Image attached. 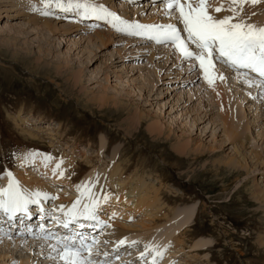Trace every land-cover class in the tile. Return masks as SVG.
I'll return each instance as SVG.
<instances>
[{
    "label": "rangeland",
    "instance_id": "374dc122",
    "mask_svg": "<svg viewBox=\"0 0 264 264\" xmlns=\"http://www.w3.org/2000/svg\"><path fill=\"white\" fill-rule=\"evenodd\" d=\"M222 1L229 4L211 0L209 11ZM160 4L102 2L129 22L182 28L178 14L165 16ZM53 9L57 12L43 16L39 2L0 0V186L8 185L9 173L17 174L44 187L38 191L42 197L72 200V190L92 172L108 179L101 184L105 195L123 191L132 207L147 195L154 210L142 206V213L117 219L132 237L127 241L138 243L102 264L134 257L133 263L141 264L152 259L149 253L137 260L146 244L158 249L165 240L157 264H264V98L258 90L252 92L241 79L235 89L217 80L209 87L199 71H189L196 62L175 60L169 46L151 48L141 37L118 33L92 16ZM36 13L39 22L33 24ZM241 18L264 27V3ZM97 34L107 38L104 46ZM231 126L240 134L234 141ZM35 150L53 157L51 167L63 161L61 183L35 162L22 161ZM232 161L241 167H229ZM41 200L56 213V204ZM105 204L98 215L108 224L100 215L110 218ZM192 210L190 226L177 231ZM8 240L15 239L0 237V264H63L49 258L55 255L52 246L15 248ZM109 242L99 241L101 254H111ZM198 244L206 249L195 251Z\"/></svg>",
    "mask_w": 264,
    "mask_h": 264
},
{
    "label": "snow or ice",
    "instance_id": "6c2138e0",
    "mask_svg": "<svg viewBox=\"0 0 264 264\" xmlns=\"http://www.w3.org/2000/svg\"><path fill=\"white\" fill-rule=\"evenodd\" d=\"M43 16L53 15L49 9L55 7L63 13L75 12L77 15L92 16L98 20L109 23L118 33L130 36L143 37L157 45H170L174 53H178L182 61H195L190 72L199 71L203 74V79L209 87L214 88L215 81H224L226 77L215 73L216 63L219 62L227 66L242 79V82L249 88H255L259 92L260 98H264V27H257L242 19L244 6H256L264 3V0H229V7L224 8L223 3L212 9L219 13L230 11L232 15L217 18L210 14L212 8L211 0H160L164 6V15L172 18L175 13L182 28L175 23L144 25L138 22H129L122 19L116 13L109 11L103 5H97L94 0H40ZM31 10L36 11L35 5H30ZM186 34L183 35V34ZM194 46V49H193ZM198 64V68H197ZM38 154H32V157ZM45 166L53 159L51 155L45 154L42 157ZM63 161H60L53 168L52 174L57 178H63ZM7 189L0 190V211L15 219L17 213L27 215L30 204H40L41 198L54 199L46 194L36 192L25 195L19 188L17 182L11 179ZM99 182V177L95 181H89L84 185L77 186V191L81 197L87 196L88 203H83L82 199H77L67 211L61 207L60 211L67 218L59 221L63 228L69 229L70 225L83 230L88 228H98L103 230L111 227L100 219L98 213L102 211L101 204L107 203L110 197L104 195L98 197L92 191ZM43 211V209H41ZM86 221L87 224L81 222ZM71 234L62 238H56V244L52 245V252L55 255L49 258L62 261L63 264H98L92 258L93 248L98 243L95 237L90 242L89 237L83 231L71 229ZM43 239H52L51 236ZM138 243H129L122 239L117 244V249L127 245L133 247ZM146 251L141 253V259L152 253L151 264H157L163 258L164 252L151 246H145ZM85 253L87 255H85ZM107 255V254H105ZM119 258L118 256L116 257ZM104 264H111L105 260Z\"/></svg>",
    "mask_w": 264,
    "mask_h": 264
},
{
    "label": "bare ground",
    "instance_id": "6f19581e",
    "mask_svg": "<svg viewBox=\"0 0 264 264\" xmlns=\"http://www.w3.org/2000/svg\"><path fill=\"white\" fill-rule=\"evenodd\" d=\"M32 1H34V2H39L40 3V0H30V2H32ZM106 1L107 0H94V2L97 4V5H102V2H105L106 3ZM109 1V0H108ZM221 3H223V5H224V7H226V8H228L229 7V4H227V3H225V2H220V4ZM219 4V3H218ZM37 5H39V4H37ZM42 5V4H41ZM259 5V4H258ZM36 6V5H35ZM219 6V5H218ZM15 7H16V5H15ZM41 7V6H40ZM249 7V8H248ZM55 8V7H54ZM163 9H164V6L162 7ZM253 8H256V6H254V7H252V6H245V8H244V11H243V14L242 15H247L248 14V12H251V9H253ZM56 9V8H55ZM162 9V10H163ZM49 10H53V13H56L57 11L56 10H54L53 9V7L52 8H50ZM212 11V10H211ZM162 12V11H161ZM217 13V12H216ZM215 13V11H212V12H210V14H212V15H214V16H216L217 18H223V17H225V16H230L231 14H228L226 11L224 12V11H221L220 12V15H218L219 13H217L216 14ZM37 14V13H36ZM64 15H68L69 13H63ZM176 14H178V13H176ZM38 15L39 14H37V15H34V17L32 16V19H30V21L29 22H31V23H33V24H36V23H38L39 21H38V19L35 17V16H37L38 17ZM77 15V14H76ZM179 15V14H178ZM72 16V15H71ZM80 16V15H79ZM176 16V15H175ZM80 17H84V16H80ZM174 17V16H173ZM92 19H96V18H93L92 17ZM96 21L97 22H99L100 24H103L105 27H107V28H109V29H112V26H110V24L108 25H106V24H104L105 23V21L104 20H98V19H96ZM42 22V21H41ZM107 23V22H106ZM149 23V22H148ZM141 24V23H140ZM148 25V24H147ZM257 27H259L260 25L258 24L257 25V23L255 24ZM43 27H47V28H49V23L48 22H44V24L42 25ZM105 36L104 35H101V34H97L96 35V37H95V40L97 41H99L100 42V45L101 46H104L105 45V43H104V41H103V38H104ZM109 37V36H108ZM110 38V37H109ZM104 39H106V41H107V38H104ZM139 42V41H138ZM141 43V42H140ZM166 46H169L168 47V49L167 50H169V51H172L173 50V48L170 46V45H165V47ZM194 47V46H193ZM152 48V47H151ZM167 48V47H166ZM194 49V48H193ZM150 51H153L152 53H155V51L154 50H150ZM167 53V52H166ZM172 53V52H171ZM154 55V54H153ZM171 55V54H170ZM174 55V57H176V59L175 60H178V61H180V56H179V54L178 53H174L173 54ZM159 55H157V56H152V57H158ZM161 56V55H160ZM166 56V55H165ZM168 55H167V59H168ZM165 58V57H164ZM171 58V57H170ZM150 59H152V58H150ZM193 63V62H192ZM216 65H221L222 67H219V71H220V75L221 74H223L225 77H226V79L224 80V81H220V80H217V81H220L223 85L222 86H228V88L231 90V89H235L236 87H238L236 84L238 83L237 82V80L239 81V82H241V78L240 77H238L236 74H230L229 73V71H228V69H227V67L225 66V65H223V64H220L219 62H217L216 63ZM198 66V65H197ZM201 73V72H200ZM233 76V78L235 79V80H228L227 79V76ZM219 76V75H218ZM200 77H202L203 78V74L201 73L200 74ZM197 78V77H196ZM241 79V80H240ZM242 84H244L243 82H242ZM244 86V85H243ZM246 86V85H245ZM247 88H248V86H246ZM220 85L218 86V90H220ZM251 89H253V90H251L252 92L254 91V93H255V88H251ZM221 90H223V89H221ZM220 90V91H221ZM237 90V89H236ZM248 94V93H247ZM250 96V95H249ZM248 96H246V98H247ZM229 134H230V137H231V139H233V141L234 140H236L237 138H239V132H238V129L236 128V126H231L230 127V129H229ZM30 137L32 136L31 134L29 135ZM239 141V140H238ZM104 148V141H100V150H102ZM38 154V152H36V150L35 151H32V152H30L29 154H27V156L26 155H24L23 157H22V161L25 163V164H28V161H30V162H35L36 163V167L38 168V169H42L43 171H46L47 172V174H49V176L51 177V179L52 180H54L53 182H55V183H61V181H62V179H64V177L63 178H57V177H55V176H53V174H52V171H53V168L54 167H51L49 164L47 165V166H45V164H44V162H43V159H42V156H40V155H36L35 156V158H33L32 157V154ZM255 158H256V160L258 161V158H257V155H255ZM229 167H231V168H240L241 167V165L238 163V162H235V161H232V162H229ZM61 167H62V165H61ZM65 168H67V165H63V169H65ZM96 177H99L97 174L96 175H92V172H90V173H87L84 177H83V179H82V183H80V185H84L85 183H87V182H89V181H95V179H96ZM108 178V177H107ZM10 178H5L4 179V181H9L8 182V185H4V186H0L1 188H3V189H7L8 187H9V183H10V180H9ZM11 179L12 180H14L15 182H17L18 183V185H19V188H20V190L25 194V195H30V194H34V193H36V192H38L39 190H42L43 188H42V186L41 185H38L36 182L34 183L33 181H31V180H29L27 177H23V176H19V175H15V176H12L11 177ZM107 180L108 179H103L102 177H99V182L96 184V187L95 188H93L92 189V191L94 192V193H96V195L98 196V197H100V198H102L104 195H105V193H103V191H101V189H102V186H101V184L102 183H107ZM69 185V184H68ZM3 189H1V190H3ZM72 191H74L73 193L71 192V195L73 196V198L74 199H72V200H64L62 197H58L57 195H52V194H49V196L50 197H54V199H50V203H51V205H53L52 203H54V204H56L57 205V208H56V213L55 214H53V213H48V210L49 209H51V208H47V206L49 205H47L46 203V201H45V203L44 202H42V200L40 201V204L39 205H36V204H31V205H33V206H28L29 208L30 207H33V208H36V209H33L32 211H37V219L38 220H40V219H43V220H54L55 222H58V220L60 221L61 219L64 221V220H66L67 218L64 216V214L60 211V209H61V207H63V209L65 210V211H67L69 208H71L72 207V205L75 203V201L77 200V198L78 199H82V201H83V203H88V199H87V196H84V197H81V194H78V192H77V186L72 190ZM41 192V191H40ZM43 192H45V190H43ZM46 193V192H45ZM63 193H66L65 191L63 192ZM122 193H123V191H117V193L115 194V195H113V196H110L109 194H107L109 197H110V199L112 200L111 201V204H105V203H102L101 204V206L103 205V204H105L106 206H107V208L105 209V210H108L109 212H110V215H109V217L110 218H108V215H106V214H100V215H103V216H105L106 217V219L107 220H110V222H108V224H110L111 225V227L109 228V227H107L106 229H104V230H99L98 228H94V231H91L92 230V228H87V230H90V233H91V235L92 236H94V234H95V236H98L99 238H98V240L100 241H111V242H109L110 244H109V248L107 249V252L109 251V252H111V254H107L108 255V259H110V258H112L113 256H114V253L116 254H119V253H121L123 250H125V248H127L128 246L127 245H125V246H121V247H119V249H117V244H118V242L120 241V240H122V239H126V240H129L130 238H132V237H129V236H127V234H129V232H127L126 230H125V228H123L122 226H120L119 225V221L117 220L119 217V215H121V216H131V215H133V214H135V213H142L143 212V208H142V206H145V208H149V209H151V210H154V205L152 204V203H149V204H147V201L148 202H150V199H149V197L147 196V195H144V196H141L142 198L141 199H137L136 201V204H135V206H131V203H129V201H127V200H125L124 199V196L122 195ZM132 193V192H131ZM130 193V194H131ZM125 194V193H124ZM263 194V193H262ZM48 196V195H47ZM75 196H76V198H75ZM152 201H154L153 199H152ZM44 204H45V206H44ZM53 207V206H52ZM54 208V207H53ZM103 208V207H102ZM41 209H43V211H41ZM47 210V211H46ZM54 211V212H55ZM154 212V211H153ZM58 213V214H57ZM99 213H101V212H99ZM61 216V217H58V216ZM194 215H195V211L194 210H192L189 214H187L183 219H182V221L181 222H179V224H178V226H176L175 228L177 229V231L179 230V229H185L186 227H189L190 226V224L192 223V220H193V218H194ZM152 217H155L154 215H151ZM151 217V218H152ZM56 218H58V220L56 219ZM101 218V217H100ZM117 220V221H116ZM104 221V220H103ZM105 222V221H104ZM85 223L87 224L88 222H86L85 221ZM105 223H107V222H105ZM56 224H52L51 226H55ZM104 231V232H103ZM176 231V232H177ZM58 233H60L59 232V230L57 231ZM174 234V233H173ZM171 235V234H170ZM11 239V238H10ZM12 239H14V238H12ZM2 240V239H1ZM97 240V241H98ZM155 240H156V238H155ZM10 241V244L9 245H12V246H14L15 248H16V246L17 245H28V249H34L33 247H35V246H40V245H47V246H52V245H55V243H54V241H52V242H50L49 244H45V242H43V241H40V240H34V241H31V240H29V241H25V242H18V240H14V241H11V240H8V242ZM99 241H98V243L96 244V247L94 248L95 250H97L98 251V248H99ZM117 242V243H116ZM130 242H131V240H130ZM129 242V243H130ZM179 241H177V240H175V241H173L172 242V244L170 245V246H172V245H174L175 243L177 244ZM37 243V244H36ZM167 243V241L165 240L164 241V243H162V245H160L159 247H158V250H161L162 248H163V246L165 247V245H167L166 244ZM202 243V242H201ZM169 244V243H168ZM7 245V244H6ZM147 245V244H146ZM202 247V245L201 244H198V245H196L195 247H194V249H195V251H203V250H205L206 248H201ZM18 248V247H17ZM27 248V247H26ZM113 248H114V250H113ZM114 251V252H113ZM166 251V250H165ZM31 254V253H30ZM104 255H105V253H103ZM107 255H105V257L107 256ZM44 256V255H43ZM97 257H98V255H96V257L94 258V260L95 259H97ZM141 259V257L139 258V259H137V260H140ZM147 259V258H146ZM144 260V261H142L141 262V264H145V263H143V262H146V263H150L151 261H149L151 258H149V259H147V260ZM98 260H100V259H98ZM136 260V261H137ZM133 261H135V257L134 258H131L130 260H128L127 261V263L128 264H130L131 262L133 263ZM97 262H99V261H97ZM126 263V262H125ZM125 263H123V264H125ZM23 264V263H22ZM134 264V263H133Z\"/></svg>",
    "mask_w": 264,
    "mask_h": 264
}]
</instances>
